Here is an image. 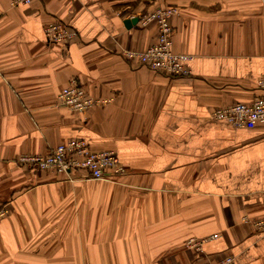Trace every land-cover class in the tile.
I'll list each match as a JSON object with an SVG mask.
<instances>
[{
  "label": "crops",
  "instance_id": "crops-1",
  "mask_svg": "<svg viewBox=\"0 0 264 264\" xmlns=\"http://www.w3.org/2000/svg\"><path fill=\"white\" fill-rule=\"evenodd\" d=\"M171 6L187 77L125 55L156 43L144 17ZM54 21L77 37L48 42ZM73 79L107 103L62 107ZM261 79L264 0H0V264H264V125L211 115L264 95ZM76 138L116 152L125 172L93 180L17 162Z\"/></svg>",
  "mask_w": 264,
  "mask_h": 264
},
{
  "label": "built area",
  "instance_id": "built-area-1",
  "mask_svg": "<svg viewBox=\"0 0 264 264\" xmlns=\"http://www.w3.org/2000/svg\"><path fill=\"white\" fill-rule=\"evenodd\" d=\"M33 0H10L12 5H30ZM178 8L165 7L157 8L155 11L144 17V23L155 21L158 34L156 43L145 48L144 51L125 52L129 58H137L139 62L155 71H162L173 77H187L191 74L186 65L193 57L189 54H178L172 50V27L170 18L177 15ZM45 36L50 43H70L77 32L66 27L59 21L46 25ZM259 86L264 88V79L259 81ZM58 102L63 107L73 111L86 112L87 110L107 103V100H100L89 97L85 90L75 79L62 90L58 96ZM216 120L229 122L236 128H254L257 125H264V95H261L251 103H235L227 107L217 108L212 112ZM20 164L33 167L38 170H50L71 175L76 172H84L86 179L107 180L111 176L120 175L125 172V167L116 152L94 151L88 142L81 138L70 139L64 143L51 148L46 155L24 154L17 159ZM6 213L4 207H0V218ZM257 231L264 232V218L254 221ZM192 246L200 251L202 242H191ZM219 264H234V259L228 257Z\"/></svg>",
  "mask_w": 264,
  "mask_h": 264
},
{
  "label": "water",
  "instance_id": "water-1",
  "mask_svg": "<svg viewBox=\"0 0 264 264\" xmlns=\"http://www.w3.org/2000/svg\"><path fill=\"white\" fill-rule=\"evenodd\" d=\"M137 22H139V18L138 17H134V18H131V19H126L125 20V26L127 28H129L131 25H134L136 24Z\"/></svg>",
  "mask_w": 264,
  "mask_h": 264
}]
</instances>
